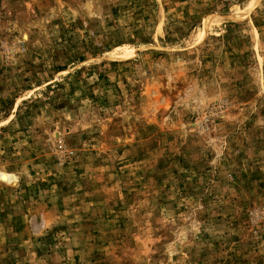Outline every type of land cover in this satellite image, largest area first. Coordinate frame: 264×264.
<instances>
[{"label": "rangeland", "instance_id": "1", "mask_svg": "<svg viewBox=\"0 0 264 264\" xmlns=\"http://www.w3.org/2000/svg\"><path fill=\"white\" fill-rule=\"evenodd\" d=\"M0 264H264V0H0Z\"/></svg>", "mask_w": 264, "mask_h": 264}]
</instances>
